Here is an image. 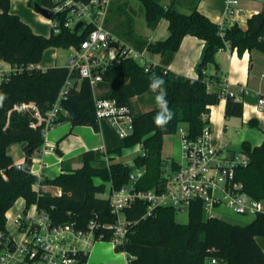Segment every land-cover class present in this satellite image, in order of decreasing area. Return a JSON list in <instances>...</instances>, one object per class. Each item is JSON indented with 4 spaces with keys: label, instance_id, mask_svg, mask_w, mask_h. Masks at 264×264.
Returning <instances> with one entry per match:
<instances>
[{
    "label": "trees",
    "instance_id": "obj_1",
    "mask_svg": "<svg viewBox=\"0 0 264 264\" xmlns=\"http://www.w3.org/2000/svg\"><path fill=\"white\" fill-rule=\"evenodd\" d=\"M11 1L0 0V60L10 64L38 66L46 50L79 48L92 30L89 25L83 31L75 32L65 27L66 14H60L52 18L60 23L58 34L54 32L55 26L50 37L35 34L25 21L11 12ZM137 1L144 9L147 27L155 30L162 20H166L169 35L164 40L148 44V40L136 36L131 28L136 9L128 0L113 1L111 12L115 18L111 20L114 30L125 43L139 51L147 48L151 55H159L162 59L159 65L147 72L136 61L119 56L117 62L107 65L102 73L103 79L97 86L101 91L98 97L115 100L118 106L129 108L133 115V131L127 138H120L108 121L98 119L89 80L80 79L78 72L71 73L67 66L25 70L0 84V169L5 170L8 176L7 181L0 179V231H7L6 213L19 199H24L28 206L38 203L48 211L56 225L74 223L78 229H86L93 218L103 224L115 222L109 199L100 195L107 194L110 184L114 190L125 187L135 169L145 170L137 189L148 191L162 187L165 137L176 134L182 124L187 126L191 137H197L208 123L206 117L210 115V108L220 104L221 90L209 91L210 80L215 78L220 83V79L218 75L206 73L209 66L218 70L216 54L227 46L240 55L253 50L264 54V12L252 15L245 30L238 23L228 26L213 22L199 11L200 0H170L167 5L163 0ZM28 2L31 7L34 3L49 10L55 7L52 0ZM183 5L189 12L180 10ZM109 21L110 18V25ZM188 35L206 44L196 67L198 78H188L168 70ZM157 78L163 84L153 89L151 84ZM68 79H71L72 86L61 102L63 111L56 124L70 122L73 126L93 128L102 134L105 149L84 153L80 157L82 166L78 169L65 168L53 180L40 179L32 172L18 169L9 154L10 147L16 143L32 155L45 143L42 128L32 127L37 121L34 115L19 112L15 107L33 102L42 113L49 111ZM161 90L166 105L160 107L156 97ZM226 99L225 117L241 119L243 102L233 97ZM140 104H150L153 109L142 111ZM158 115L165 117L163 125L156 123ZM249 124L258 127L253 120ZM138 145L145 154L136 157L133 165L116 162L126 149ZM241 150L248 154L250 163L237 170L236 179L243 182L252 197L264 201V140L257 147L244 141ZM37 185L59 187L63 195L58 198L50 192H42L38 197ZM147 207L138 201L124 210L131 222L129 234L126 241L114 250L125 253L129 264H207L212 260L225 264H264V251L257 242L258 236H264V215L247 225L232 224L207 217L202 203L196 201L191 203L189 221L183 225L176 222L177 210L173 207L156 208L151 216L144 218ZM103 231L105 238L102 241L110 242L112 229L106 227Z\"/></svg>",
    "mask_w": 264,
    "mask_h": 264
},
{
    "label": "built area",
    "instance_id": "obj_2",
    "mask_svg": "<svg viewBox=\"0 0 264 264\" xmlns=\"http://www.w3.org/2000/svg\"><path fill=\"white\" fill-rule=\"evenodd\" d=\"M52 1L55 4L50 9L52 18L54 15L66 14L65 27L74 31L77 24L83 22L78 30L81 32L87 26H92L80 47L71 48L72 55L67 67L71 73L78 72L80 79L89 80L98 119H105L120 138H127L133 131V115L129 108L118 106L115 100L98 97L97 86L103 79L102 73L107 65L115 64L119 56L136 61L147 72L159 64L153 60L147 48L137 50L110 29L108 20L113 0ZM226 4L229 17L238 13L235 1L226 0ZM53 21L54 32L58 34L60 23ZM105 51L107 56L101 55ZM35 68L39 67L32 64L13 65L0 60V84L13 75ZM71 86L72 81L68 79L53 107L45 113L33 102L16 106L15 110L32 113L37 120L32 127H41L45 137L57 125V119L63 111L61 102ZM227 97L241 100L229 89V85L224 84L221 87V99ZM256 109L258 112L264 111V95L258 97ZM206 120V127L195 138L190 136L185 124L178 128L176 134L179 135L180 160L171 161L165 166L162 187L148 191L137 189L139 180L145 174L144 169H135L129 176L128 184L119 190L109 185L107 198L112 214L115 215L112 224H103L93 218L86 229H78L74 223L56 225L48 211L38 203L29 206L25 203L24 209L22 207L16 214L9 210L6 213V227L8 221L12 222L18 236L14 238L8 228L5 232L0 231V264H92L89 251L96 242L105 238L104 228L112 229V240L109 243L114 249L126 241L131 222L127 220L124 210L138 201L148 206L144 218L151 216L156 208L189 209L191 203L196 201L202 203L209 218H218L216 211L223 206L242 216L256 218L264 215V201L252 197L245 190L243 182L236 179L237 170L250 163L248 154L241 149L231 152L226 146H216L209 118L206 117ZM142 154H145L144 151ZM17 167L25 170V166ZM0 179L8 180L3 169H0ZM36 192L38 197L42 196V192ZM55 195L62 197L63 192L59 187ZM211 264L219 263L212 260Z\"/></svg>",
    "mask_w": 264,
    "mask_h": 264
},
{
    "label": "crops",
    "instance_id": "obj_3",
    "mask_svg": "<svg viewBox=\"0 0 264 264\" xmlns=\"http://www.w3.org/2000/svg\"><path fill=\"white\" fill-rule=\"evenodd\" d=\"M233 1L237 3L236 8L238 13L234 14L232 17L227 15L226 0H200L198 9L219 25L227 24L232 26L238 23L240 27L246 30L248 19L252 15L260 12L259 2L261 0H255V2L252 3H243V0ZM238 1L240 4L242 3V5H244L246 12L244 16H242V13L245 12L240 10ZM169 2L170 0L168 3ZM11 4V12L25 21L35 34L45 37L51 36L52 29L49 34L47 30H41L38 26V19L33 14V8L28 0H12ZM164 22H166L165 25ZM161 25H164L167 35L165 38L160 39L164 40L169 35L168 21L162 20L159 27H161ZM159 27L153 31L156 33ZM151 42L154 43L153 41ZM205 45V42L197 37L191 35L186 36L182 41L179 51L175 54L174 60L168 66V70L188 78H198L196 67L201 59ZM152 58L158 64H160L162 60L159 55H152ZM216 61H218V70H216L214 66H209L206 73L209 76L218 75L220 83H217L215 78L211 79L209 91H220L224 84L229 85V89L238 97H241V101L244 104L241 123L251 127L249 124L251 120L257 122L258 128L263 132V136L257 137L256 141L252 138L253 133L249 130H245L244 134H240L238 131L236 132L240 136L237 144L238 149H234L232 144L225 140L226 132L229 130L227 124L229 119L225 117L227 99H222L219 105L210 108V115L207 116L213 131V142L216 146H226L231 152L239 151L244 141L250 142L253 147L260 146L264 140V111L258 112L256 107L258 97L264 95V77L261 76V66L253 62V51H247L240 55L237 50L232 49L230 46H227L216 54ZM38 67L43 70L47 69L42 67V62ZM260 77L263 78L262 81ZM100 93L101 91L97 90V95ZM135 100L136 98L133 99L134 102ZM159 105L160 107L163 106L161 104ZM151 109L153 108L143 110L149 111ZM44 138V145L32 155L33 166L31 172L40 179L46 178L53 180L63 173L65 168L78 169L82 166L80 157L84 153L96 150L104 151L105 149V143L101 133L95 132L94 129L89 126H73L70 122H63L55 125L48 131ZM23 161L24 162L19 165H26L27 152L25 153ZM57 189L58 188L54 186L44 185H37L35 187L36 191L50 192L52 194H55ZM257 242L260 243L259 245L264 251V239H257ZM90 262L92 264H129L127 255L125 253H116L112 246L108 248L102 247L95 261L90 260ZM207 264H211V262L208 261Z\"/></svg>",
    "mask_w": 264,
    "mask_h": 264
},
{
    "label": "rangeland",
    "instance_id": "obj_4",
    "mask_svg": "<svg viewBox=\"0 0 264 264\" xmlns=\"http://www.w3.org/2000/svg\"><path fill=\"white\" fill-rule=\"evenodd\" d=\"M126 1V0H124ZM130 3V6H132L135 10V14L132 16L134 22L132 23V30L134 31V34L136 36L142 37L143 39H145L146 41L151 40L153 42H156V40H160L162 38H165L166 35V31L164 29V25L166 22H164V25H161V27H159L158 31L155 33L153 30L149 29L146 25V20H145V16H144V9L142 8V5L137 1V0H128ZM169 0H163V4L168 3ZM183 1V0H182ZM255 2V0H243V3H252ZM239 3V8L240 10L245 12L244 9V5H242V3ZM186 5V4H185ZM183 5L180 10L184 13L189 12L187 7ZM33 8V7H32ZM259 8H260V12H264V0H261L259 2ZM33 14L37 17L38 19V26L41 28V30H44L47 32H51L52 27L55 25L53 20H49L46 19L45 17H43L42 15H39L37 12H35L34 8H33ZM246 14L242 13V16H244ZM115 18V16H113V13L111 14L110 17V28L113 29V31H115L116 29L114 28V23L111 19ZM119 20H123V19H119ZM115 29V30H114ZM118 29V28H117ZM124 29V28H123ZM122 30V29H120ZM116 35L120 37V34L115 31ZM122 39V38H121ZM122 41H124L122 39ZM254 53V63H258L259 66H261V76L264 77V54H262L261 52L257 51V50H253ZM72 55V49L71 48H49L48 50L45 51L44 55H43V59H42V67L44 68H49V67H65L68 65L69 59ZM101 55L103 56H107V52H102ZM157 58V57H156ZM260 58V59H259ZM260 80L262 81L263 78L260 77ZM136 101V100H135ZM140 110H148L149 108H152V105H143L140 104L139 105ZM229 130L226 132L225 135V140L228 143L232 144V147L234 149H238V140H239V135L236 132H240V134H244L245 130H249L251 133H253L252 138H254V140L257 141V137H261L263 136V132L261 129H259L258 127H248L245 124L241 123V119L239 118H230L227 121ZM9 154H11L14 163L18 166L20 163H23L24 161V157H25V153L24 149L22 147L21 144L16 143L13 144L10 149H9ZM143 152V149L140 145L135 146L134 148L131 149H126L124 151V154L122 155V157H118L116 159V162H121L124 164H131L133 165L134 163V159L136 157H138L139 155H141ZM162 158L165 161V166L171 162V161H179L180 160V143H179V135L178 134H174V135H169L167 137H165L164 139V143L162 146ZM100 197L102 198H107L108 195L104 194V195H100ZM24 205H25V201L24 199H19L14 206L10 209V211L12 213H18V210L21 209L23 207L24 209ZM217 216L219 219L225 220L229 223L232 224H238V225H247L249 223H251L255 218L253 216H242V215H238L236 213H234L231 209H228L226 207L223 206V208H219L217 211ZM175 220L177 223L179 224H187L189 221V209L185 208L183 210H177L176 213V217ZM7 228L10 232V234L17 239V233H16V229L14 227V225L12 224V222L8 221L7 223ZM257 239H264V236H258ZM102 247H111V244L109 242H105V241H98L95 243L94 246H92L90 248V260L95 261L97 255L100 253V249ZM114 253V251H113Z\"/></svg>",
    "mask_w": 264,
    "mask_h": 264
},
{
    "label": "water",
    "instance_id": "obj_5",
    "mask_svg": "<svg viewBox=\"0 0 264 264\" xmlns=\"http://www.w3.org/2000/svg\"><path fill=\"white\" fill-rule=\"evenodd\" d=\"M33 8L35 10V12H37L38 14L42 15L43 17H45L46 19L49 20H52V12L41 6L40 4L38 3H34L33 5ZM83 25V22L77 24V26L75 27L74 31L77 32L80 27ZM32 166H33V157H32V154L30 152L27 153V162H26V165H25V171L27 172H31L32 171ZM51 228L53 227V224L50 225ZM219 264H225L223 261H218Z\"/></svg>",
    "mask_w": 264,
    "mask_h": 264
},
{
    "label": "clouds",
    "instance_id": "obj_6",
    "mask_svg": "<svg viewBox=\"0 0 264 264\" xmlns=\"http://www.w3.org/2000/svg\"><path fill=\"white\" fill-rule=\"evenodd\" d=\"M162 84H163V81L161 79L157 78L151 84V87L153 89H156V88L160 87ZM0 99H2V97H0ZM156 99H157L158 104L166 105V101L164 100V92H163V90H161L160 95H158L156 97ZM170 117H171V112L169 111L168 112V118H170ZM156 123L158 125H163L165 123V117L163 115H158L157 118H156Z\"/></svg>",
    "mask_w": 264,
    "mask_h": 264
}]
</instances>
